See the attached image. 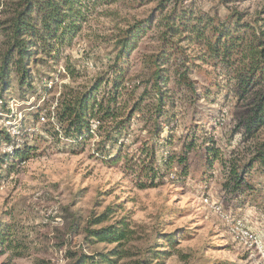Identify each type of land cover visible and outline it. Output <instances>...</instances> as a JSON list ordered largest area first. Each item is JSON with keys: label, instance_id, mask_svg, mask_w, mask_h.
<instances>
[{"label": "rangeland", "instance_id": "1", "mask_svg": "<svg viewBox=\"0 0 264 264\" xmlns=\"http://www.w3.org/2000/svg\"><path fill=\"white\" fill-rule=\"evenodd\" d=\"M11 1L0 0V24L7 18ZM139 1L92 8L80 33L60 53H53L56 59L39 54V61L31 64L33 90L20 88L13 73L5 90L0 82V134L5 132L11 138L1 144L0 156L25 148L31 152L25 160L13 162V167L8 163L0 167V224L12 226L11 237L23 245L24 252L14 259L10 254L0 257V264H76L83 254L112 249L107 244L89 243L84 232L90 220L109 206L116 211L114 222L129 217L137 231L139 241L132 248L136 255L128 264L152 247L168 252L163 264H264V169L256 166L247 176V186L234 192L233 187H224L226 179L218 163L207 168L205 153L210 140L226 158L234 150H242L241 133L234 131L259 87L246 99H237L234 81L198 61L195 46L180 42L188 64L194 63L190 78L203 98L193 102L175 95V121L172 131L165 128L161 144L171 140L173 150L181 152L195 137L196 147L189 153L188 174L183 179L182 167L175 165L153 188L142 189L138 184L141 163L148 160L141 148L144 142H153L150 126L145 128L138 117L131 121L128 135L120 139L121 147L96 132L98 122H93V138L83 146L76 147L62 134L55 104L63 87H88L97 79L114 78L111 67L118 36L129 24L157 14L165 0H144L142 6ZM167 5L169 11L187 9L220 21L238 14L245 23L261 25L264 19V0H169ZM152 18L154 24L159 20L157 15ZM162 32L154 25L126 59L129 88L151 78L146 61L160 50ZM2 42L0 26V51ZM170 62L162 67L167 75L174 72ZM66 66L77 70L75 77H70ZM203 88L211 90L207 98ZM56 131L59 136L55 137ZM161 147L157 159L162 169L161 161L169 149ZM118 150L124 159L113 165ZM76 226L80 228L77 235L73 232ZM172 234H179L174 249L164 238Z\"/></svg>", "mask_w": 264, "mask_h": 264}, {"label": "trees", "instance_id": "2", "mask_svg": "<svg viewBox=\"0 0 264 264\" xmlns=\"http://www.w3.org/2000/svg\"><path fill=\"white\" fill-rule=\"evenodd\" d=\"M121 1L12 0L5 12L7 18L0 24L3 37L0 82L3 90L8 87L12 73L18 77L20 88L33 90L30 66L39 61L37 56L42 54L46 59H56L57 55L53 53H60L80 33L92 8L99 5L115 6ZM168 1L165 0L158 6L157 14L154 12L145 21L129 24L118 36L115 60L111 67L114 78L97 79L88 87H63L55 104L56 119L62 134L76 147L83 146L87 140L93 138V122L99 123L97 133L104 134L106 141L121 147L120 139L128 135L131 121L138 117L137 119L145 123V128L150 126L148 134L153 141L151 144L144 142L141 148V154L147 156L148 160L141 163L137 176L139 187H156V180H163L175 165L182 167L180 176L183 179L188 174L189 153L196 147L195 137L183 145L181 152H176L172 148L171 140L161 144V136L165 128L172 131L176 94L193 102L203 98L201 90L190 78L194 63L188 64L183 48L179 45L180 42H185L199 50L198 61L234 81L231 83L237 99L244 100L252 90L260 88L255 90L254 99L247 103L245 114L238 120L234 131L241 133L244 144L242 150H234L230 158H226L215 146L214 140H210L211 144L205 149L207 168L211 169L218 163L226 179L224 187H233L234 192L242 191V187L247 186V176L254 168L259 166L264 169V19L261 20V25L257 21L245 23L242 15L238 14L232 15L226 21H220L187 9L173 8L169 11ZM145 4L144 0L139 1V5ZM156 15L159 20L154 24L152 17ZM154 25L156 28L160 26L163 32L159 39L160 50L147 57L151 78L141 86L129 88L125 61L143 36L154 29ZM170 61L174 63V72L167 75L162 67L170 64ZM66 70L70 77H75L77 70L71 66H66ZM70 79L73 81L76 78ZM139 89L143 91L137 95ZM203 90L207 98L211 90ZM52 135L59 136V132ZM10 141V135L1 132L0 147L3 142ZM162 145L169 152L161 161V169L157 153ZM30 153L25 148L15 150L14 154H4L0 156V167L2 163L13 167V162L25 160ZM122 159V150H118L112 164L117 165ZM125 167L128 170L132 168L128 159ZM115 213L114 207H107L102 214L90 220L84 230L89 243L107 244L112 249L94 255L83 254L79 256L76 264H128L126 261L136 255L132 248L139 241L137 231L131 226L129 217L114 222ZM73 232L77 235L80 232L79 226ZM11 236L12 226L0 224V257L7 254H10V259L23 257V245ZM178 237L179 234L164 237L169 242L170 249H174ZM167 256L168 252L152 247L134 264H163Z\"/></svg>", "mask_w": 264, "mask_h": 264}]
</instances>
